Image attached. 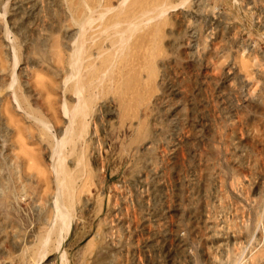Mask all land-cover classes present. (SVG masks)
Segmentation results:
<instances>
[{
  "label": "rangeland",
  "instance_id": "rangeland-1",
  "mask_svg": "<svg viewBox=\"0 0 264 264\" xmlns=\"http://www.w3.org/2000/svg\"><path fill=\"white\" fill-rule=\"evenodd\" d=\"M80 1L0 0V264H261L264 0H172L159 34L121 53L97 22L85 33L100 43L84 45L89 112L65 150L76 191L57 249L52 150L77 100Z\"/></svg>",
  "mask_w": 264,
  "mask_h": 264
},
{
  "label": "bare ground",
  "instance_id": "bare-ground-1",
  "mask_svg": "<svg viewBox=\"0 0 264 264\" xmlns=\"http://www.w3.org/2000/svg\"><path fill=\"white\" fill-rule=\"evenodd\" d=\"M71 1V0H70ZM78 1V0H77ZM152 1V0H151ZM181 1V0H180ZM186 0L181 1V3L179 5H181V7H183L182 5L185 3ZM112 2V1H111ZM163 2V1H162ZM174 2V1H173ZM56 3V2H55ZM171 4V6L168 5V9L169 7L171 8H177V3L175 5L172 4V0H165L164 3L159 2V0H155V2H147L146 0H121L120 3V10H116V9H112V7L109 4V0H104V5L106 6L105 10L101 11V13L95 18V16L93 15V13L98 10L100 7H103L104 5L102 4V0H81L79 2V7L82 11V13H79L80 15L83 14V17L81 18L80 16V20H79V30L80 32H78L79 37H77V42H76V46L74 47V51L72 52V56L69 57L71 58V76L70 78L66 79V81L68 82H72L73 79V84L70 83V85L72 84V91L74 93V95L77 97V100L75 102V104H73V106H71V108L68 110H65V113L69 115L70 118V129L66 130L65 133L62 135L61 132L60 135L62 136L61 138H59V140H56V145L53 148V152H52V156L56 155L58 156V162L55 168L56 173H57V184H56V190L57 192L55 193V210H56V227L54 228V230L57 232L58 234V241H57V249H59L60 247H62L64 240L67 238V236L70 234L71 232V222H72V207L74 206V197H75V191H76V174L73 172H69V170L67 169L66 163H65V159L67 158V152L65 154V150L68 147V145H70L72 139H73V124L74 122L77 120V118L79 117H87L88 116V112H89V106L87 104V100L88 98L86 97V94L89 90L88 84L86 82L83 81V69H84V65L85 61L84 59L86 58V56L90 53L89 49L85 48L84 45L87 37L89 38L88 40H93L95 41V38H91L88 35L85 36V33L91 28L92 25L97 22L96 24V28L100 27V31L102 36H105L104 38H109V40H111L110 42H112V47H115L118 51H120L119 53H121L122 50L125 49V47L130 43L133 42L134 43L136 41V38H139L141 35L140 33L145 29L147 34H151L153 35V37H156L159 32L161 31V27H162V22L161 19L163 16V13L165 11H167L168 9L166 8V6H164V4ZM187 3V2H186ZM144 5L149 6L148 8H146L145 10H143L142 7H144ZM191 5V4H190ZM136 7V9H135ZM179 7V6H178ZM261 7V6H260ZM4 8V7H3ZM70 8V7H69ZM87 8V10H86ZM104 8V7H103ZM115 8V7H114ZM170 8V9H171ZM12 9V8H11ZM133 9V10H132ZM178 9V8H177ZM101 10V9H100ZM172 10V9H171ZM170 10V11H171ZM4 11V10H3ZM74 11V10H73ZM115 11H117L116 13H114ZM174 11V10H173ZM90 12V13H89ZM92 12V13H91ZM168 12V11H167ZM111 13V14H110ZM165 15V13H164ZM21 16V15H20ZM211 16V15H210ZM38 17V16H36ZM164 17V16H163ZM161 18V19H160ZM72 19V18H71ZM72 21V20H71ZM73 22V21H72ZM195 25V24H194ZM193 25V26H194ZM65 26V25H64ZM76 26V25H75ZM32 27V26H31ZM261 27V26H260ZM94 29H96L95 27H93ZM149 29L147 31V29ZM195 28V27H194ZM98 29L95 31L96 33H98ZM10 30V29H9ZM93 31V30H92ZM31 32V31H30ZM111 32V33H109ZM89 32H87L86 34H88ZM108 33V34H106ZM92 34V33H90ZM95 34V33H94ZM144 34V33H143ZM211 34V33H210ZM232 34V33H231ZM76 36H78L77 34H75ZM109 35V37L107 36ZM208 35V34H207ZM93 37V35H91ZM101 36V37H102ZM98 37V36H97ZM99 38V37H98ZM56 39V38H55ZM74 39V38H73ZM95 39V40H94ZM103 39V37H102ZM208 39V38H207ZM13 40V39H12ZM11 40V41H12ZM98 41L100 39H97ZM54 42V41H53ZM109 42V43H110ZM88 43V41H87ZM90 43V42H89ZM97 44L95 42H92V44ZM100 43V41H99ZM108 43V44H109ZM185 43V42H184ZM111 44V43H110ZM197 44V43H196ZM74 45V44H73ZM87 46V45H86ZM95 46V45H94ZM92 45H89V47H94ZM97 46V45H96ZM102 46V45H101ZM132 46V44H131ZM130 46V47H131ZM195 46V45H194ZM54 47V46H53ZM88 47V48H89ZM111 47V48H112ZM233 49V48H232ZM117 51V52H118ZM222 51V50H221ZM116 52V51H115ZM116 52V53H117ZM96 54V53H95ZM177 54V53H176ZM102 55V54H99ZM241 55V54H240ZM116 56V55H115ZM119 56V54H118ZM197 56V55H196ZM26 57V56H25ZM68 57V56H67ZM103 58V57H102ZM116 58V57H115ZM118 58V57H117ZM22 59V58H21ZM91 59V58H90ZM93 59V58H92ZM104 59V58H103ZM220 59V58H219ZM241 59V58H240ZM113 60V58H112ZM241 61V60H240ZM84 62V63H83ZM93 62V61H91ZM103 62V61H102ZM112 62V61H111ZM98 63V62H97ZM106 63V62H104ZM109 63V62H108ZM230 63V62H229ZM244 63V62H243ZM61 64V63H60ZM70 65V63H68ZM99 64V63H98ZM110 64V63H109ZM108 64V65H109ZM57 65V64H56ZM93 65V64H92ZM104 65V64H103ZM62 66V65H61ZM246 66V65H244ZM91 64H89L86 68H89V70L87 71L89 75L93 76V70L95 71V69L90 68ZM109 68V66H107ZM13 68V67H12ZM69 68V67H67ZM59 69V68H58ZM98 69V68H97ZM106 69V67H105ZM70 70V68H69ZM87 70V69H86ZM107 71V70H106ZM262 71V70H261ZM63 72V71H62ZM65 73V72H64ZM68 75V74H67ZM87 75V74H86ZM105 76V75H102ZM98 78V77H97ZM241 78V77H240ZM60 79H62L60 77ZM64 79V77H63ZM87 79V78H86ZM93 79V77H92ZM92 79H90V85L93 83ZM70 80V81H69ZM240 80V79H239ZM14 81V79H13ZM94 81V80H93ZM101 81V79H100ZM103 81V80H102ZM101 81V82H102ZM67 82V83H68ZM100 82V83H101ZM104 82V81H103ZM245 82V81H244ZM24 84V83H23ZM248 84V83H247ZM13 85V84H12ZM36 85V84H35ZM62 85V84H61ZM94 85V84H93ZM70 87V86H69ZM7 88V87H6ZM62 88V87H61ZM98 88V87H96ZM70 90V89H69ZM90 92V91H89ZM33 93V92H32ZM64 93V92H63ZM160 93V92H159ZM12 94V93H11ZM7 95V94H6ZM64 95V94H63ZM252 96V95H251ZM72 97V96H71ZM90 97V94H89ZM46 98V97H45ZM230 98V97H229ZM14 99V98H13ZM246 99V98H245ZM64 100V99H62ZM6 103V102H5ZM19 106V105H18ZM49 106V105H48ZM252 106V105H251ZM44 108V107H43ZM32 117V116H31ZM191 118V117H190ZM88 119V118H87ZM158 119V118H157ZM160 119V118H159ZM36 120V119H35ZM38 120V119H37ZM40 122V120H39ZM43 122V121H42ZM3 123V122H2ZM41 123V122H40ZM42 124V123H41ZM228 125V124H227ZM20 126V125H19ZM85 126V125H83ZM50 128V127H48ZM52 128V127H51ZM50 128V129H51ZM75 129V128H74ZM85 130L82 129V131ZM48 132V131H47ZM209 132V131H208ZM49 133V132H48ZM7 134V133H6ZM230 135V134H229ZM233 135V134H232ZM10 136V135H9ZM16 136V135H14ZM54 136V135H53ZM67 136V137H66ZM60 137V136H59ZM175 137V136H174ZM15 139V137H13ZM55 138V137H54ZM81 138V137H80ZM97 140H95L96 142ZM224 146V145H223ZM161 148V147H160ZM150 149V148H149ZM249 149V148H248ZM5 150V149H4ZM244 150V149H243ZM44 151V150H43ZM73 152V151H72ZM3 153V152H2ZM220 153V152H219ZM159 154V153H158ZM136 155V154H135ZM194 155V154H193ZM3 156V155H2ZM8 156V155H7ZM10 156V155H9ZM90 157V156H89ZM94 157V156H93ZM219 157V156H218ZM30 160V158H28ZM35 159V158H34ZM235 159V158H234ZM31 161V160H30ZM72 161V160H71ZM136 161V160H135ZM197 163V162H196ZM29 164V163H28ZM25 165V164H24ZM27 166V165H26ZM15 167V164H14ZM183 169V168H182ZM16 170V168H15ZM54 170V169H53ZM98 171V170H97ZM228 171V170H227ZM99 172V171H98ZM101 172V171H100ZM260 172V171H259ZM18 176V175H17ZM6 177V176H5ZM254 177V176H253ZM16 179V178H15ZM145 179V178H144ZM17 180V179H16ZM254 180V179H253ZM20 182V180H19ZM19 184V183H18ZM188 184V183H187ZM226 184V183H225ZM177 185V184H176ZM247 185V184H246ZM254 185V184H253ZM0 186H1V182H0ZM19 190H21L24 185H22V183H20L19 185H17ZM32 187V186H30ZM115 187V186H114ZM121 187V186H120ZM123 187V186H122ZM125 187V186H124ZM189 187V186H188ZM246 187V186H245ZM252 187V186H251ZM29 188V187H28ZM25 189V188H24ZM45 189V188H44ZM245 189V188H244ZM237 190V189H236ZM22 191V190H21ZM234 191V190H233ZM262 193V192H261ZM172 194V193H171ZM189 194V193H188ZM237 194V193H236ZM247 196V195H246ZM114 197V196H113ZM53 200V199H52ZM119 200V199H118ZM130 200V199H129ZM163 200V199H162ZM174 200V199H173ZM218 201V200H217ZM260 201V200H259ZM53 203V202H52ZM86 204V203H85ZM203 204V203H202ZM252 204V203H251ZM73 205V206H72ZM36 206V205H35ZM117 207V206H116ZM264 207V206H263ZM214 209V208H213ZM243 209V208H242ZM219 210V209H218ZM17 211V210H16ZM50 212V211H49ZM137 212V211H136ZM203 212V211H202ZM36 213V212H35ZM34 213V214H35ZM74 213V211H73ZM37 215V214H36ZM45 215V214H44ZM247 215V214H246ZM262 215V214H261ZM75 216V215H74ZM35 217V216H34ZM37 217V216H36ZM54 217V216H53ZM210 218V217H209ZM212 219V218H210ZM214 219V218H213ZM252 219V218H251ZM261 221V220H260ZM55 224V223H54ZM234 224V223H233ZM85 227V226H84ZM220 228V227H219ZM208 229V228H207ZM217 229V228H216ZM28 230V229H27ZM158 230V229H157ZM156 230V231H157ZM162 230V228H161ZM223 231V230H222ZM79 232V231H78ZM127 232V231H126ZM263 232V231H262ZM11 233V232H10ZM172 233V232H171ZM163 234V232H162ZM227 234V233H226ZM253 234V233H252ZM50 235V234H49ZM52 235V234H51ZM165 236V235H164ZM163 236V237H164ZM223 236H225V232H218L217 230H215V238L217 241V244H219L217 247L219 249H224L225 246H227L226 243V236L223 238ZM52 237V236H51ZM251 237V236H250ZM263 238V237H262ZM225 239V240H223ZM228 239V238H227ZM253 240V239H252ZM40 241V240H39ZM48 241V236L47 239L43 242V246L47 244ZM127 241V240H126ZM244 241V240H243ZM54 242V241H53ZM56 242V241H55ZM261 242V241H260ZM204 243V242H203ZM50 243H48L49 245ZM233 244V243H232ZM264 244V243H263ZM249 245V244H248ZM211 246V245H210ZM260 246V245H259ZM141 247V246H140ZM157 247V246H156ZM247 247V246H246ZM249 247V246H248ZM247 247V248H248ZM250 248V247H249ZM41 249V248H40ZM43 250V248L41 249ZM40 250V251H41ZM248 251V250H247ZM253 251V250H252ZM142 252V251H141ZM204 252V251H203ZM41 252H39L40 254ZM250 253V252H249ZM263 253V252H262ZM145 254V253H144ZM158 254V253H157ZM257 255V254H256ZM44 256V253L42 254V257ZM65 256V254H64ZM227 256V255H226ZM40 257V256H39ZM66 257V256H65ZM223 257V256H222ZM252 259V258H251ZM65 260V259H64ZM246 260V259H245ZM64 262V261H63ZM159 262V261H158ZM31 263V262H30ZM167 263V262H166ZM259 263L264 264V258H260L259 259ZM178 264V263H177ZM234 264V263H233ZM250 264V263H249Z\"/></svg>",
  "mask_w": 264,
  "mask_h": 264
},
{
  "label": "built area",
  "instance_id": "built-area-1",
  "mask_svg": "<svg viewBox=\"0 0 264 264\" xmlns=\"http://www.w3.org/2000/svg\"><path fill=\"white\" fill-rule=\"evenodd\" d=\"M140 218V217H139ZM122 224V226H123V223H121Z\"/></svg>",
  "mask_w": 264,
  "mask_h": 264
}]
</instances>
